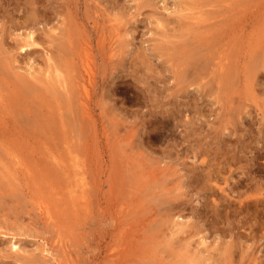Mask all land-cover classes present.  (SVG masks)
<instances>
[{
  "label": "rangeland",
  "instance_id": "rangeland-1",
  "mask_svg": "<svg viewBox=\"0 0 264 264\" xmlns=\"http://www.w3.org/2000/svg\"><path fill=\"white\" fill-rule=\"evenodd\" d=\"M191 23L203 27L194 35ZM28 32L37 44L21 52ZM188 37L209 64L189 87L178 71L200 65L185 60ZM263 46L264 0H0V264H222L225 246L233 264H264V210L239 212L229 197L215 214L207 174L200 183L186 171L200 151L214 176L255 173L264 197V50L252 54ZM228 50L240 66L220 84L209 61ZM48 51L76 84L72 105L38 73ZM254 182L241 199L260 196ZM174 221L186 225L175 236ZM180 237L186 248L172 245Z\"/></svg>",
  "mask_w": 264,
  "mask_h": 264
},
{
  "label": "bare ground",
  "instance_id": "bare-ground-1",
  "mask_svg": "<svg viewBox=\"0 0 264 264\" xmlns=\"http://www.w3.org/2000/svg\"><path fill=\"white\" fill-rule=\"evenodd\" d=\"M213 6V5H212ZM164 17V16H163ZM165 18V17H164ZM198 18V17H197ZM196 18V21H198L197 22V24L198 23H205L206 21L204 20V18L203 19H201L202 18V16L201 17H199L198 19ZM205 19H207V18H205ZM161 20V22H160V25L161 26H163V22H162V19H158L157 20V22H159ZM165 21V20H164ZM177 21V20H176ZM175 21V22H176ZM182 21V19L180 20V23H183V25H185L184 24V22H181ZM166 22V21H165ZM178 23V22H177ZM176 23V24H177ZM180 23H178V25H180ZM190 24V23H189ZM201 24H199V26H197L196 24H193L192 25V23H191V26L193 27L194 26V31L193 30H191V32L193 31V33H194V35H195V32L197 31V30H195V25H196V27H200V28H202L203 27V25H201ZM188 25V23L184 26V27H186ZM201 25V26H200ZM182 26V25H181ZM205 26V25H204ZM188 27V26H187ZM221 28V27H220ZM219 28V29H220ZM191 29V28H190ZM190 29H188V31H190ZM216 29H218V27H216ZM215 29V30H216ZM219 31V30H218ZM222 32V31H221ZM224 32V31H223ZM204 33V32H203ZM220 32H218V34H219ZM188 34H190V33H188ZM192 34V33H191ZM197 35H198V33H196ZM201 33H199V37L201 36H203L202 34L200 35ZM212 34H216L215 32L214 33H212ZM193 35V36H194ZM196 35V36H197ZM205 35H206V33H205ZM198 37V38H199ZM209 37V36H208ZM210 37H211V34H210ZM210 37H209V39H210ZM217 37V36H216ZM251 38H252V36H250ZM34 34L32 33V32H28V34L24 37V43H22L21 44V47H20V50H21V52L23 51V52H26L27 51V48L28 47H31V46H33V45H35V44H37V43H35V40H34ZM188 39H189V41L188 42H186V41H183L182 42V48H183V46H185V44H189V49H191V51L190 52H187L188 54H186L185 55V60L186 61H190V60H192V61H190V63H192V62H194V67L196 66V62H198V68L197 69H195V71H193V70H191V72L190 71H187V68L188 67H190L189 65H187V68H185V66H183L185 69H186V71H182V72H180V70L178 71V73H180L179 74V77H182V78H179V80L180 81H182L183 79H185L184 81H186V80H188V81H186L188 84V87H189V85H194V83L195 84H198L199 83V81H198V78L200 77V81H201V78H202V75H200V74H202L203 73V76H204V69H205V71H207L208 70V68H207V64H208V60L206 61L205 59H204V53H205V51H204V53L202 54L201 52H198L199 51V49H197V50H195V49H193V48H191L192 46H190V44L192 43V41L190 40L191 38L190 37H188ZM204 40H205V38H203ZM207 39L208 38H206V41H207ZM231 39V38H230ZM260 39H261V37H260ZM198 39H196L195 38V42L197 41ZM200 40V39H199ZM212 40H213V38H212ZM203 41V40H202ZM208 41H210V40H208ZM250 41V40H249ZM190 42V43H189ZM194 42V41H193ZM203 42H205V41H203ZM229 42V41H228ZM231 42H233V41H231ZM251 42V41H250ZM260 42H263V41H261L260 40ZM206 44H207V42H205ZM210 43H215V42H212V41H210ZM210 43H208L207 45H210ZM219 43V42H218ZM227 43V42H226ZM225 43V44H226ZM255 44L257 43V42H254ZM253 43V44H254ZM197 44H199V46L200 47H203L204 45H202L201 44V41H200V43H197ZM204 44V43H203ZM223 44V43H222ZM221 44V45H222ZM229 43H227V45H228ZM242 44V43H241ZM259 44V43H258ZM180 45V44H179ZM191 45H193V44H191ZM206 45V46H207ZM216 45V44H215ZM234 45V44H233ZM232 45V43H231V45H228L229 46V50H231V49H233L231 46H233ZM257 45V44H256ZM181 46V45H180ZM187 46V45H186ZM212 45H210V47H211ZM214 46V45H213ZM217 46V45H216ZM228 46H227V48H228ZM258 46V45H257ZM58 47V46H57ZM264 47V46H263ZM181 48V49H182ZM195 48V47H194ZM205 48H207V47H205ZM212 48V47H211ZM225 48V47H224ZM226 48V49H227ZM231 48V49H230ZM252 48H254L253 47V45H252ZM252 48H250V50L252 49ZM257 48V47H256ZM56 49V48H55ZM58 50H60V48H57ZM186 49H188V46L186 47ZM185 48H184V50H183V52L182 53H184L185 51H189V50H186ZM214 49V54L216 53L215 52V48H213ZM221 49V48H220ZM261 48H257V50H259V51H257L256 49H255V51H254V49H252L253 50V53L252 54H254L255 53V57L257 56V54L256 53H261L264 49H261ZM57 50V51H58ZM203 50V49H202ZM208 50H210V49H207V51ZM218 50H219V48H218ZM217 50V51H218ZM223 50V49H222ZM229 50H228V52H226V55H224L225 57H224V59H223V63L222 62H220V63H214V62H212V61H209L210 62V66L212 65L211 63H213V64H215L218 68H219V70H214V71H220V75L222 74H224L225 72H226V74L228 73L229 75H231V73H232V71H231V68L229 67L230 65H232V63H234L233 65H232V67L233 66H236L235 65V62H229L230 61V58H231V54H230V52H229ZM252 50H251V52H252ZM61 51V50H60ZM84 51V50H83ZM89 51V50H88ZM232 51H234V50H232ZM231 51V52H232ZM55 52V51H54ZM209 52H213V50L211 51H209ZM221 52V54L223 55V51H220ZM219 52V53H220ZM264 52V51H263ZM32 53V52H31ZM53 53V52H52ZM51 52H47L46 53V56H45V65H46V69H44V70H39L38 71V73H40V74H43V75H45L44 77L46 78V80H47V83H49L50 85L48 86L47 85V89H48V87L50 88V87H52V88H50V89H53V90H51L50 92H52L51 94H49V95H51V98L55 101V102H58V103H62L63 105H65V103L66 104H68V105H72V103L74 102V95L75 94H73V89H72V87H75L76 86V84L74 85V84H72V81H71V79L72 78H70L69 79V75H68V72H67V69H66V66H64V65H61V64H59L58 62H57V59H56V57H54V54H52ZM57 53V52H56ZM83 53V52H82ZM179 53V52H178ZM181 53V52H180ZM218 53V52H217ZM236 53V52H235ZM258 53V54H259ZM28 54V53H27ZM87 54V53H86ZM214 54H212V55H214ZM221 54H219L220 56H222ZM228 54V55H227ZM233 54V53H232ZM261 54H264V53H261ZM84 55V54H83ZM88 55V54H87ZM87 55H86V57H87ZM178 55H181V54H178ZM207 55V54H206ZM211 55V54H210ZM216 55L217 54H215L214 55V57H216ZM55 56H57V54L55 55ZM233 56H234V54H233ZM85 57V56H84ZM179 57H181V56H179ZM178 57V58H179ZM218 57V56H217ZM230 57V58H229ZM255 57H253L254 59H256V60H258L257 58H259L260 57V54H259V56H257V58H255ZM57 58H59V57H57ZM182 58V57H181ZM235 58H239L238 57V55H237V57H235ZM261 58H263L264 59V55L261 57ZM260 58V59H261ZM60 59V58H59ZM183 59V58H182ZM182 59H181V61L180 62H182ZM188 59V60H187ZM218 59H219V57H218ZM221 59V58H220ZM259 59V60H260ZM179 60H180V58H179ZM227 61L228 63H226V62H224V61ZM232 60H233V58H232ZM259 60H258V62H259ZM262 60V59H261ZM260 60V61H261ZM186 61L184 62V63H186ZM220 61V60H219ZM222 61V60H221ZM235 61V60H234ZM247 61H248V59H247ZM251 61H253V60H251ZM250 61V62H251ZM199 62H200V64H199ZM61 63V62H60ZM87 63V62H86ZM183 63V62H182ZM183 63V64H184ZM188 63V62H187ZM189 63V64H190ZM196 63V64H195ZM237 64H238V62H236ZM252 63H254V62H252ZM256 61H255V65H254V67H260L259 65H257L256 66ZM261 63L263 64V62L261 61ZM44 64V63H43ZM85 64V63H84ZM182 64V65H183ZM193 64V63H192ZM244 64V63H243ZM247 64V63H246ZM258 64V63H257ZM179 65L181 66V64L179 63ZM178 65V66H179ZM191 65V64H190ZM245 65V64H244ZM243 65V66H244ZM252 65V64H251ZM179 66V67H180ZM191 66H193V65H191ZM208 66H209V64H208ZM215 66V67H216ZM240 66V65H239ZM239 66H236L237 68L239 67ZM253 66V65H252ZM45 67V66H44ZM177 67V66H176ZM182 67V68H183ZM194 67H192V69H194ZM212 67H213V65L211 66V68H210V71H211V69H212ZM216 67V68H217ZM247 67V66H246ZM235 70H237L235 67H233ZM253 68V67H252ZM251 68V69H252ZM190 69H191V67H190ZM213 69H214V67H213ZM256 69V68H255ZM258 69V68H257ZM33 70V69H32ZM89 70L90 69H88L87 71H88V75H89ZM262 70H264V68L262 69ZM201 71H203L202 73H199V72H201ZM222 71V72H221ZM244 71V70H243ZM256 71H258V70H256ZM175 72H176V70H175ZM212 72V71H211ZM230 72V73H229ZM237 72V71H236ZM259 72V71H258ZM263 72V71H262ZM261 72V73H262ZM34 73H35V71H34ZM37 73V72H36ZM207 73V72H206ZM212 73H214V72H212ZM216 73V72H215ZM214 73V74H215ZM219 72H217L215 75H217ZM238 74L240 73V70L237 72ZM243 73H245V71L243 72ZM16 74V73H15ZM26 74H28L27 72H26ZM196 74H199V75H197V76H199V77H197L196 76ZM213 74V75H214ZM20 75V74H19ZM177 75V74H176ZM208 75V74H207ZM213 75H211V76H213ZM214 75V80H215V76ZM219 74L217 75V76H220ZM221 75V76H222ZM262 75V74H261ZM16 76V75H15ZM20 76H23V80L22 81H24V82H27L28 83V81L25 79V74L24 75H20ZM29 75H27V77H28ZM33 76V78H35V77H37V75L35 74H33L32 75ZM31 76V77H32ZM40 76H42V75H40ZM184 76V77H183ZM232 76H234V74L232 75ZM88 77V76H87ZM177 77H178V75H177ZM205 77H206V75H205ZM223 77V78H222ZM222 77H220L222 80L219 82L220 84H221V82H223V80L226 78V75L224 74ZM231 77V76H230ZM257 78H258V75L256 76ZM43 78V77H42ZM219 78V77H218ZM218 78H216V80L218 79ZM219 78V79H220ZM238 78V77H237ZM28 79H29V77H28ZM86 79H88V78H86ZM178 79V78H177ZM182 79V80H181ZM207 79V78H206ZM209 79H211L210 80V82L212 83V81H213V83H215V81L212 79V77H210ZM218 79V80H219ZM227 79V78H226ZM30 80V79H29ZM32 80V79H31ZM30 80V81H31ZM74 80V79H73ZM75 80H76V78H75ZM204 80H205V78H204ZM233 80H235V79H233ZM261 80V79H260ZM42 81V80H41ZM45 81V80H44ZM80 81V80H79ZM81 81H83V87H81V88H83V90H84V92L85 93H83L84 95H85V97L86 96H88V87H87V85H86V83H84L85 81L84 80H81ZM198 81V82H197ZM202 81H203V78H202ZM224 81H226V80H224ZM228 81V80H227ZM227 81H226V83H227ZM32 82V81H31ZM77 82V81H76ZM183 82V81H182ZM182 82H179L178 80H177V83H182ZM197 82V83H196ZM206 82H208V81H206ZM229 82H232L231 81V78H230V81ZM42 83V82H41ZM44 83H46V82H44ZM43 83V84H44ZM81 83V82H80ZM190 83V84H189ZM217 83H218V81H217ZM223 83H225V82H223ZM33 84H35V83H33ZM78 84V83H77ZM183 84H186V83H183ZM202 84H203V82H202ZM205 84H206V86H207V84L208 83H205L204 82V84H203V86H205ZM30 85V84H29ZM73 85V86H72ZM80 85V84H79ZM192 85V86H193ZM199 85V84H198ZM26 86V85H25ZM35 86H37V85H35ZM44 86V85H43ZM78 86V85H77ZM185 85H183L182 87H184ZM254 86V85H253ZM28 87V86H27ZM57 87L59 88V90H60V88L61 87H63L64 88V90H62V92L61 91H59L58 89H57ZM79 87V86H78ZM46 89V90H47ZM49 89V90H50ZM75 89V88H74ZM76 89H80V87L79 88H76ZM75 89V90H76ZM183 90H185L184 88H182ZM187 89V88H186ZM32 90V89H31ZM48 91V90H47ZM208 91H210V90H208ZM82 92V91H81ZM79 93H80V91H79ZM83 95V96H84ZM77 96V95H76ZM78 97H80L79 95H78ZM81 99H83L82 97H80ZM76 99H78V98H76ZM80 102V101H79ZM62 104H61V107H63L62 106ZM84 104V102L82 103V105ZM81 105V106H82ZM66 106V105H65ZM68 107V106H67ZM74 107V106H73ZM66 108V107H65ZM75 108V107H74ZM83 108H85V105H83ZM63 109V108H62ZM67 109V108H66ZM66 109H64V110H66ZM68 109H70V108H68ZM76 109V108H75ZM63 110V111H64ZM71 110H73V108L71 109ZM21 111V110H20ZM23 111V110H22ZM68 111H70V110H68ZM74 111V110H73ZM63 114L64 115H69V114H71L72 116H75V115H73L72 114V112H69V114H67V111H66V114L63 112ZM62 114V116H64ZM187 115V114H186ZM72 116L71 117H69V118H72ZM189 115H187V117H188ZM61 117V116H60ZM65 117V116H64ZM63 117V118H64ZM78 117V116H77ZM180 117V116H179ZM182 117V116H181ZM77 120V118L75 117H73V121H75V120ZM79 119V118H78ZM176 119V118H175ZM65 120V119H64ZM63 121V120H62ZM61 121V122H62ZM72 121V124L73 123H76V121L75 122H73ZM179 121H180V123L182 122V123H185L186 125L187 124H191L192 123V119L189 117V119H186L185 120V118L184 119H181V118H179ZM38 123V122H37ZM28 124H30V123H28ZM184 125V124H183ZM188 125V126H189ZM193 125V127H194V124H192ZM191 125V126H192ZM75 126H76V124H75ZM185 128H187V127H185ZM194 129H195V127H194ZM188 132H189V130H188ZM191 133V132H190ZM189 133V134H190ZM194 133H195V130H194ZM193 133V134H194ZM192 134V133H191ZM194 142V141H193ZM199 148V147H198ZM199 150V149H198ZM201 150V149H200ZM198 152H200V151H198ZM195 153L194 154V160H192V162H190L191 163V166H190V163H187L191 168H189L188 170H186V171H188V175H190V174H192V173H194L193 175V177L195 178V180H197V181H199L200 183H202L201 181H204V180H202V179H205V177L201 174V173H204V174H207L206 175V180L205 181H207V182H209V184L211 183V186H213V189H215V198H212V203H213V210H214V208H215V210H217V212H215V214L217 213V214H221L223 211H227V209H228V206L231 204V202L229 201L230 199H229V197H232L233 199H235V201H236V198L238 199V203H237V207L239 208V212H242L244 209H251V208H253V209H255V212H256V214H258L259 212H262L263 210H264V197H261V190H263L262 188H263V185L261 184V182L260 181H258V180H256L254 177L253 178H250V177H247L248 175H250V174H248V173H251V176H253L254 174L251 172V171H249L248 173H246V172H241L240 173V177L239 178H237V179H233V177L231 176V174L230 173H228V174H230L229 176H226V177H221L222 175H220L219 174V176H217L216 174H217V172H216V174H215V176L212 174L213 172L210 170V168H207V167H209V166H207L206 164H205V162L207 161V160H209V159H207L205 162H204V155L203 156H201L202 155V153L200 152V153ZM205 152V151H204ZM206 153V152H205ZM201 157H203L202 159H201ZM205 157H206V155H205ZM207 158V157H206ZM205 158V159H206ZM213 160H214V158H212ZM250 160V159H249ZM254 160V159H253ZM251 161V160H250ZM209 162V161H208ZM254 162V161H253ZM255 163V162H254ZM205 164V165H204ZM209 164H210V167H211V163L209 162ZM214 164V163H213ZM213 166L215 167V165H212V168H213ZM251 167V166H250ZM21 169V168H20ZM248 170L250 169V168H247ZM251 169H252V167H251ZM64 170V169H63ZM198 170H200L199 172H198ZM9 171H11V174L14 172V170H13V172H12V170H9ZM16 171V170H15ZM219 171V170H218ZM24 172V171H23ZM227 172V171H226ZM225 172V173H226ZM219 173V172H218ZM15 172L12 174L13 176H15ZM227 174V175H228ZM259 174V173H258ZM258 174H256L257 176L256 177H258L259 175ZM23 176H26V175H23ZM191 177H192V175H190ZM202 176V177H201ZM202 179H201V178ZM219 177H221V179L223 180V183H224V185L222 186V185H220V183H219ZM263 177V176H262ZM259 178V177H258ZM27 179H29V177H27ZM233 179V183L231 182V180ZM191 180V179H190ZM201 180V181H200ZM261 180H263V179H261ZM193 181H194V179H193ZM192 181V182H193ZM253 181H255V182H257L256 184L258 185V189L260 190V196H258L257 198H255L254 199V201H250V199H246V200H243V199H241L242 197H243V195L246 193V191L247 190H250V188L252 187V184H253ZM82 182V181H81ZM192 182H190V183H192ZM196 182V181H195ZM207 182H205V183H207ZM254 182V183H255ZM204 184V183H203ZM264 184V183H263ZM207 186V184L205 185V187ZM257 187V186H256ZM15 188V187H14ZM24 188V187H23ZM11 190H13V188H11ZM211 190H212V188H211ZM245 190V191H244ZM12 193H13V191H12ZM1 194H2V192H1ZM11 195H13V194H11ZM18 195V194H17ZM59 196V195H58ZM14 197V196H13ZM17 198H18V196H17ZM20 198V197H19ZM231 198V199H232ZM58 199H59V197H58ZM252 200V199H251ZM22 201V200H21ZM232 201V200H231ZM51 202H52V200H51ZM50 202V203H51ZM167 202H168V200H167ZM234 202V201H233ZM53 203V202H52ZM54 204H55V202H54ZM209 204V203H208ZM234 204H236V203H234ZM210 205V204H209ZM212 205V204H211ZM54 206V205H53ZM55 206H56V204H55ZM41 208H42V206H41ZM51 208H52V205H51ZM48 210V209H47ZM257 210H260L258 213H257ZM237 211V212H238ZM50 213H51V211H49ZM214 212V211H213ZM256 214H253V215H256ZM252 215V216H253ZM48 216H49V213H48ZM218 216V215H217ZM233 216V215H232ZM179 217V216H178ZM212 217H214V216H212ZM256 217V216H255ZM217 219V218H216ZM216 219H214V220H216ZM211 222H212V220H211ZM246 222H248V221H246ZM216 223H218L217 222V220H216V222H215V224ZM245 223V222H244ZM174 226L175 227H177L176 228V231H175V229L173 228L171 231H172V235H176V234H179L180 232H183L184 231V227L186 226L185 224H184V222H179V221H174ZM194 233H197V231H195ZM212 234V233H211ZM182 238V239H181ZM177 240H175V241H172L171 243H172V245H174V244H176V246H180L181 248L183 247V248H186L187 246V242H188V237H180V238H176ZM189 239H190V236H189ZM202 239V242H203V240L205 239L204 237H202L201 238ZM172 240V239H171ZM12 241V240H11ZM12 243V242H11ZM19 243H20V241H19ZM19 243H18V241L17 240H15V242L13 241V243L12 244H10V245H12V247L10 246V249H11V251H15L16 253L17 252H20V250H21V246L19 245ZM221 244V243H220ZM238 246V245H237ZM239 247H240V245H239ZM174 248H175V246H174ZM219 248V247H218ZM229 248H230V246H229ZM228 248V246H225V247H223V248H219V251H221V254L222 255H224V257H223V262H222V264H233L234 263V261H233V259H232V256H233V251H230V249ZM245 248V247H244ZM250 248V247H249ZM248 251H247V249H245V250H242V253L240 254V257H245L246 259L245 260H249L250 259V252H249V254L247 253ZM247 253V254H246ZM200 257H196V259H199ZM219 259H221V258H219ZM225 259H227V261L225 262ZM243 259V258H242ZM252 258H251V261H250V263H248V264H252V263H254V262H252ZM255 261V260H254ZM57 264H58V262H56ZM180 264H188V260L186 259V258H183L181 261H180ZM240 264V263H239ZM244 264V263H243Z\"/></svg>",
  "mask_w": 264,
  "mask_h": 264
}]
</instances>
